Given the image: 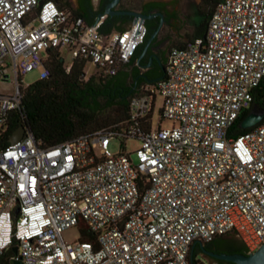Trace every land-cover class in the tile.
I'll return each instance as SVG.
<instances>
[{
	"label": "built area",
	"instance_id": "obj_1",
	"mask_svg": "<svg viewBox=\"0 0 264 264\" xmlns=\"http://www.w3.org/2000/svg\"><path fill=\"white\" fill-rule=\"evenodd\" d=\"M105 18L88 23L50 0H0V81L10 73L14 82L0 93V132L20 108L21 76H49L48 51L66 71L75 61L103 77L127 67L143 21L104 32ZM256 88L264 89V0H218L203 39L171 48L161 80L129 99L119 132L42 147L24 129L0 149V257L15 244L8 264H188L193 243L225 235L254 251L264 241V121L240 135L232 126ZM155 95L170 128L152 127ZM114 139L140 142L133 159L111 153ZM71 227L80 237L65 243Z\"/></svg>",
	"mask_w": 264,
	"mask_h": 264
},
{
	"label": "trees",
	"instance_id": "obj_2",
	"mask_svg": "<svg viewBox=\"0 0 264 264\" xmlns=\"http://www.w3.org/2000/svg\"><path fill=\"white\" fill-rule=\"evenodd\" d=\"M40 2L47 0H39ZM60 8L70 9L75 15L82 17L86 22H92L90 13L83 8L72 7L69 0H50ZM80 4L88 3L89 0H78ZM108 0H102V4ZM218 0H201L197 13L199 22L192 28V36L189 39H203L207 22ZM145 0H120L118 7L122 10L138 11L142 8H163L164 3L144 5ZM176 1L169 3L171 6ZM173 18L175 14L171 15ZM104 32L112 30L104 24L101 27ZM119 32L122 30L114 29ZM147 31L142 44L136 49L127 67L120 70L113 77L92 75L82 78L83 65L73 62L68 71L65 70L62 58L56 51H48L44 59V65L49 69V76L38 80L21 89L20 108L11 112L4 124L5 128L0 132V149L7 146L11 134L19 127H23L34 138L35 142L42 147H51L69 141L80 135L93 133L99 129L113 128L120 131L128 119V101L136 93L139 87L155 83L142 81L134 85V79L138 72L140 62H137V51L143 47L150 36ZM178 44L174 47H180ZM170 48V49H171ZM168 49L166 53L170 50ZM166 57L162 60L165 66ZM163 72L159 75L161 76ZM258 106L264 107V89L256 88L253 91V101ZM248 110L241 113L232 126L236 135L248 131L240 130L238 125L247 115ZM264 121V119L262 120ZM117 126V127H115ZM236 237L234 235H229ZM89 236H83L82 241L89 240ZM205 243V244H210ZM13 247L0 257V264H8V259L13 255ZM242 254L246 255L249 250L242 245ZM188 264H198L196 255L189 254Z\"/></svg>",
	"mask_w": 264,
	"mask_h": 264
},
{
	"label": "flooded vegetation",
	"instance_id": "obj_3",
	"mask_svg": "<svg viewBox=\"0 0 264 264\" xmlns=\"http://www.w3.org/2000/svg\"><path fill=\"white\" fill-rule=\"evenodd\" d=\"M105 2L102 4V0H89L88 3L80 4L78 0H74V8H83L86 9L91 18L98 16V14L102 13L104 6L109 2ZM157 3H164L163 8L159 7H150V8H142L138 11H133L140 13L145 16H152V18L148 20H143V24L145 27V34L147 31L154 32L158 29L156 36L151 41L147 51L141 56L143 47L139 48L137 51V60L140 62L138 67V72L134 79V85L137 83H141L142 81L151 82L152 80L160 77V73L162 72V60L167 56L165 49L166 38H160L158 35L164 26H168L169 23L174 19L171 15V12L168 8L171 6L169 2H164L161 0H145L144 5H153ZM115 11H130V10H122L118 7V4L113 8ZM159 14V15H157ZM132 19L129 16H111L105 18L104 22L108 27L125 30L129 27ZM104 24V23H103ZM141 56V57H140ZM140 57V58H139ZM150 60V64L147 68L143 69L142 66L148 64ZM264 107L258 106L255 102H252L248 113L252 109H261ZM247 113V114H248ZM242 245L244 243L236 237H232L229 235L217 237L211 241L210 244L203 243H194L190 247L189 254H195L197 257L198 264H231L226 261H221L217 259H213L209 257L203 250L207 252H211L214 254H242Z\"/></svg>",
	"mask_w": 264,
	"mask_h": 264
},
{
	"label": "rangeland",
	"instance_id": "obj_4",
	"mask_svg": "<svg viewBox=\"0 0 264 264\" xmlns=\"http://www.w3.org/2000/svg\"><path fill=\"white\" fill-rule=\"evenodd\" d=\"M72 7H74V0H69ZM164 2L171 3L174 0H161ZM176 2L168 9L175 14L174 19L169 23L168 26H164L159 33L160 38H166L165 49L166 51L173 46L183 44L189 40L192 36V28L199 22L198 18V7L201 0H175ZM65 63L70 62V57L66 56L64 59ZM96 73V69L87 64L83 69L85 79ZM40 69L32 70L23 76H21L19 83L21 86H28L39 80ZM14 89L13 77L9 73L6 81H0V93L10 94ZM162 106V99L159 95H155L151 123L155 129L157 127L161 129H167L171 127V122L166 119H160L159 111ZM139 141L136 139H127L120 141L117 139L109 142V150L112 154L124 153L128 154L131 159L134 157V152L139 148ZM80 237V233L76 227H71L64 230L61 233V239L65 243H72L77 241ZM237 238V237H236ZM238 239V238H237ZM253 252V251H252Z\"/></svg>",
	"mask_w": 264,
	"mask_h": 264
},
{
	"label": "water",
	"instance_id": "obj_5",
	"mask_svg": "<svg viewBox=\"0 0 264 264\" xmlns=\"http://www.w3.org/2000/svg\"><path fill=\"white\" fill-rule=\"evenodd\" d=\"M119 1L120 0H110L104 6L102 13L98 14V16L106 15L107 17H111V16L126 15V16H129L132 19V21L136 18H139L141 21L148 20V19L152 18V16H145V15H142L140 13L133 12V11H115V10H113V8L119 3ZM157 15H159V14H157ZM157 31H158V29L155 30L154 32H152L150 34V36L148 37V39L146 40L145 44L143 45L141 56L147 51L151 41L156 36ZM138 61H139V59L137 60V62ZM149 64H150V60H149L148 64H146L145 66H142V68L143 69L147 68L149 66ZM161 70H162V72H164V67H161ZM82 78H84V76H82ZM161 78H162V75L160 77L152 80L151 82H148V83H155V82L161 80ZM263 119H264V108L252 109L245 116V118L240 122V124L238 125V128L240 130L250 129L253 126H255L256 124L260 123ZM24 132H25L24 128L19 127L17 130H15L11 134V136L8 139V143L14 144L17 141H19L22 138ZM197 243H199V242H197ZM12 252L14 254H16V249L13 248ZM203 252H205L209 257H211L213 259L226 261V262H229L231 264H264V241L253 252H249L246 255H243V254H214L211 252H207L205 250H203ZM10 264H19V262L14 261V262H10Z\"/></svg>",
	"mask_w": 264,
	"mask_h": 264
},
{
	"label": "crops",
	"instance_id": "obj_6",
	"mask_svg": "<svg viewBox=\"0 0 264 264\" xmlns=\"http://www.w3.org/2000/svg\"><path fill=\"white\" fill-rule=\"evenodd\" d=\"M110 28V27H109ZM111 30H112V32H116V31H114V28H110Z\"/></svg>",
	"mask_w": 264,
	"mask_h": 264
}]
</instances>
